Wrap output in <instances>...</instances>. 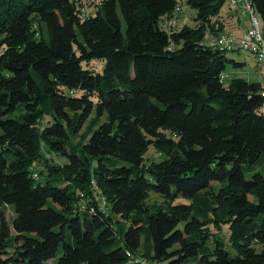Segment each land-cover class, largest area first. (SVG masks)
<instances>
[{
    "label": "trees",
    "instance_id": "1",
    "mask_svg": "<svg viewBox=\"0 0 264 264\" xmlns=\"http://www.w3.org/2000/svg\"><path fill=\"white\" fill-rule=\"evenodd\" d=\"M181 1L0 0V264H264L262 84Z\"/></svg>",
    "mask_w": 264,
    "mask_h": 264
},
{
    "label": "rangeland",
    "instance_id": "2",
    "mask_svg": "<svg viewBox=\"0 0 264 264\" xmlns=\"http://www.w3.org/2000/svg\"><path fill=\"white\" fill-rule=\"evenodd\" d=\"M99 1L100 0H82V2L84 3L83 6V11L84 14L85 12L90 15H94L99 7ZM229 2L227 1V3L224 5L223 7V13L226 14L227 11H229ZM181 8H182V12L181 14L184 16L181 20H186V22L184 21H180L178 24L182 25V24H190V25H194V20L193 18L196 16V11L194 9H192L187 3L186 0H182L181 1ZM232 9V8H230ZM229 20L227 18L226 23L228 25ZM232 22H230L229 24H231ZM162 24H165L167 27H169L170 25V21H168L167 19H164V22L162 21ZM264 26V24H263ZM228 28H231V25H228ZM233 29L235 30V32L237 33V35L240 37L242 36L241 30L238 29L237 26H233ZM231 31V30H230ZM215 39V37L209 36L208 38V42H212ZM227 59L229 60L228 64L226 65V69H225V73L228 75V79L226 81V85H228L231 80L233 79H244L250 83H261L264 84V68L262 65H260L256 59L254 58V56L248 52H244V51H235V52H229L226 54ZM233 61V62H230ZM234 63H243V66H235ZM262 111L264 112V109H262ZM44 124H46V121H44ZM149 157L156 159V160H161L162 156H160L155 150H151L148 154ZM54 157V161L56 162H60L59 156H56L55 154L53 155ZM63 161V160H61ZM250 174H247L246 177L249 179L250 178ZM159 201L161 202V199L159 198V196H157L156 194L152 193L150 195V198L148 200V204L149 205H157V203H159ZM177 202H186L183 201L181 199H179ZM13 211V209H12ZM9 212L8 214L11 216L13 215V213ZM118 221L122 220L121 218H117ZM131 224L127 221H119L116 223V228L121 232H125L127 231V229L129 228ZM215 232V230H214ZM221 237L222 239H224L225 241H227L229 239V235H228V231L227 229L223 228V231L221 233ZM118 239H121L120 237H118ZM228 242V241H227ZM228 245V243H227ZM63 254V247L60 246L59 252L56 256L55 259L51 260L50 262L46 263V264H58L59 259L61 258Z\"/></svg>",
    "mask_w": 264,
    "mask_h": 264
},
{
    "label": "built area",
    "instance_id": "3",
    "mask_svg": "<svg viewBox=\"0 0 264 264\" xmlns=\"http://www.w3.org/2000/svg\"><path fill=\"white\" fill-rule=\"evenodd\" d=\"M228 2L231 8H236L235 11L239 13L242 19L249 22L250 27L240 37L232 31H226L211 42V45L227 53L235 51L248 52L264 68V22L250 0H228ZM180 11L181 6L179 5L172 18V27L176 25ZM227 79L228 75L226 73L221 75V82ZM260 94L264 97V84H262Z\"/></svg>",
    "mask_w": 264,
    "mask_h": 264
},
{
    "label": "crops",
    "instance_id": "4",
    "mask_svg": "<svg viewBox=\"0 0 264 264\" xmlns=\"http://www.w3.org/2000/svg\"><path fill=\"white\" fill-rule=\"evenodd\" d=\"M236 8H232L230 9L229 8V11L226 12V16H228L230 19L229 20V23L232 22L231 24L228 23V25H231V28L228 30L234 32L236 35L237 33L235 32V30L233 29V26H237L239 30H241V33L242 35L244 34V32L249 29L250 25H249V22L245 19H242L240 16H239V13L237 11H235ZM180 16V15H179ZM181 17V16H180ZM180 17L178 19V21L180 20ZM186 21V20H185Z\"/></svg>",
    "mask_w": 264,
    "mask_h": 264
}]
</instances>
